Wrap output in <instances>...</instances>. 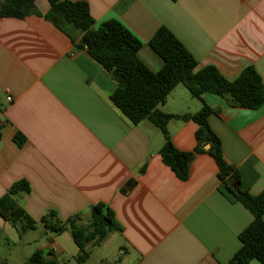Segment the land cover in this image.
I'll use <instances>...</instances> for the list:
<instances>
[{"label": "crops", "instance_id": "crops-1", "mask_svg": "<svg viewBox=\"0 0 264 264\" xmlns=\"http://www.w3.org/2000/svg\"><path fill=\"white\" fill-rule=\"evenodd\" d=\"M84 1L94 27L116 19L141 41L137 55L152 71L163 60L148 42L163 25L198 67L213 65L228 80L252 67L264 83V0ZM49 7V0H36L33 14L0 17V197L25 180L30 190L19 201L36 221L48 210L88 221L91 205L107 204L122 226L103 241L121 249L116 263L226 264L251 212L224 187L208 153L194 156L186 180L163 163L161 130L147 120L133 124L111 102L115 81L45 18ZM202 101L216 110L208 124L242 188L260 193L264 104L234 106L209 92L198 99L179 84L159 109L193 114ZM166 128L177 149H194L193 120L171 119ZM37 249L55 264H66L58 262L63 255L77 263L68 231L53 234L38 225L19 233L0 216V263L21 264Z\"/></svg>", "mask_w": 264, "mask_h": 264}, {"label": "trees", "instance_id": "trees-1", "mask_svg": "<svg viewBox=\"0 0 264 264\" xmlns=\"http://www.w3.org/2000/svg\"><path fill=\"white\" fill-rule=\"evenodd\" d=\"M35 1L0 0V17L24 18L33 14ZM49 4L45 18L77 41L78 47L85 48L115 81L116 87L109 96L111 102L133 124L147 120L161 130L164 141L159 153L163 163L179 179L186 180L194 156L208 153L218 167L217 176L224 187L251 212L253 219L238 234L241 245L226 264H247L252 259L264 264V190L253 195L243 189L240 174L225 160L221 141L207 120L216 110L203 101L193 114H171L159 109L179 84L198 99L203 92H209L224 97L230 105L256 108L264 104V83L259 74L252 67H246L235 79L228 80L213 65L198 67L195 57L163 25L155 30L148 42L163 60L161 68L152 71L137 55L141 41L118 20L108 19L94 27L86 1L49 0ZM176 118L193 120L197 124L194 149L179 150L172 143L166 125ZM29 190L25 180L14 182L0 197V216L19 233L38 225L53 234L68 231L78 248L77 264H83L89 258L88 245H100L109 233L122 230L113 210L102 202L90 206L88 221H84L79 213L61 219L54 210H48L36 221L19 201V197ZM21 264L55 262L45 259L44 253L37 249Z\"/></svg>", "mask_w": 264, "mask_h": 264}, {"label": "rangeland", "instance_id": "rangeland-1", "mask_svg": "<svg viewBox=\"0 0 264 264\" xmlns=\"http://www.w3.org/2000/svg\"><path fill=\"white\" fill-rule=\"evenodd\" d=\"M15 247L12 246L14 251ZM88 249L91 251L90 257L84 262V264H101L99 259L103 256H106L110 264H134L132 258L124 259L122 263L114 262V259L119 256L121 249L118 250L115 247V242L113 240L105 241L98 246L90 247ZM58 262H65L66 264H77L75 260L71 259L69 256H61L58 258Z\"/></svg>", "mask_w": 264, "mask_h": 264}, {"label": "built area", "instance_id": "built-area-1", "mask_svg": "<svg viewBox=\"0 0 264 264\" xmlns=\"http://www.w3.org/2000/svg\"><path fill=\"white\" fill-rule=\"evenodd\" d=\"M8 100L11 101V97H8Z\"/></svg>", "mask_w": 264, "mask_h": 264}, {"label": "water", "instance_id": "water-1", "mask_svg": "<svg viewBox=\"0 0 264 264\" xmlns=\"http://www.w3.org/2000/svg\"><path fill=\"white\" fill-rule=\"evenodd\" d=\"M206 146H208V145H206Z\"/></svg>", "mask_w": 264, "mask_h": 264}]
</instances>
